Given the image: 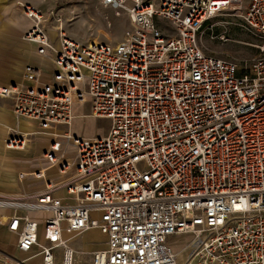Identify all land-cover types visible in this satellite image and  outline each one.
<instances>
[{
    "label": "built area",
    "instance_id": "2783aa9c",
    "mask_svg": "<svg viewBox=\"0 0 264 264\" xmlns=\"http://www.w3.org/2000/svg\"><path fill=\"white\" fill-rule=\"evenodd\" d=\"M125 3L130 28L117 43H81L60 24L58 46L41 12L19 4L31 21L22 39L52 75L27 66L0 97L49 141L42 165L17 176L33 180L26 192L0 196L5 228L29 254L7 264H264V44L241 65L199 43L217 19L264 40V0L100 2ZM74 106L107 120L106 134H75ZM27 135L10 133L4 148L23 150ZM90 231L105 248L77 252L72 241ZM177 236L190 239L171 246Z\"/></svg>",
    "mask_w": 264,
    "mask_h": 264
},
{
    "label": "crops",
    "instance_id": "0c3cea01",
    "mask_svg": "<svg viewBox=\"0 0 264 264\" xmlns=\"http://www.w3.org/2000/svg\"><path fill=\"white\" fill-rule=\"evenodd\" d=\"M27 1L38 5L42 3V0H0V85L18 82L27 66L40 68L44 78L51 79V61L39 57L35 45L22 39L29 25L22 16L18 3ZM50 33L51 36H54L52 31ZM75 110L78 114H75ZM73 111L75 117L80 118V112H84V108L74 106ZM92 120L93 130H85L80 133H75L73 130V132L90 138L106 134L107 130L94 124L96 119L93 118ZM15 131L28 135L40 132L32 121L15 119L11 112L10 101L0 97V196L13 198L21 197L26 192L27 186L33 182L31 178L18 181L16 175L30 173L42 165L40 157L49 141V136L44 134L45 137L41 144L33 151H30V149L34 139H29L26 148L23 150H7L3 145L4 139ZM10 213L8 209L0 208V264H7L14 259H25L29 256L27 253L17 251L14 235L10 234L5 228ZM90 232L97 235L99 241H84L81 243V239H84V236ZM90 232L72 241V247L77 252L89 253L105 248L104 236L97 231ZM183 240L181 239L180 242ZM176 243L174 239L169 241L170 245ZM30 264H41L40 259L35 258Z\"/></svg>",
    "mask_w": 264,
    "mask_h": 264
},
{
    "label": "rangeland",
    "instance_id": "374dc122",
    "mask_svg": "<svg viewBox=\"0 0 264 264\" xmlns=\"http://www.w3.org/2000/svg\"><path fill=\"white\" fill-rule=\"evenodd\" d=\"M100 2L101 0H42V3L39 5L29 1L22 3L25 6H33L41 12L44 29H46L45 31L54 46H58V30H55V27L60 24L62 28L61 30L66 36L81 43H92V41H94L115 44L121 40L124 31L130 28V20L126 12V8L129 7L130 4L125 3L122 8L115 10L109 7H102ZM49 11L54 15H50ZM21 14L30 26L31 21L23 15L22 11ZM57 18L61 20L60 23L56 22ZM226 20L232 24L230 23V25H226L225 23H221L225 22L224 20L217 19L212 20L208 25L204 26L200 32V46L206 54L221 59L232 60L242 65L257 55V46L264 44V40L252 36L236 26V20ZM158 22L164 26L162 27L164 32H170L168 27H165L166 22L161 20ZM211 23L212 25L209 26ZM50 31L53 32L54 36H51ZM223 31H226L225 35L227 40L225 42H221L215 38L217 34ZM37 55L46 60V58L41 55ZM75 114H78L76 110ZM80 115V118L74 120V132L80 133L85 130H93V118L88 116L87 109H84V112H80ZM94 124L103 127L105 130L108 129L107 120L96 119ZM44 134H47V131L27 135L26 140L28 142L29 139H34L30 151L39 147L45 137ZM17 176L18 175H16V179ZM181 239L184 240L180 242ZM189 239V236H177L174 239L177 243L171 246H180ZM81 240V243L84 241H99L98 236L93 232H90Z\"/></svg>",
    "mask_w": 264,
    "mask_h": 264
},
{
    "label": "bare ground",
    "instance_id": "6f19581e",
    "mask_svg": "<svg viewBox=\"0 0 264 264\" xmlns=\"http://www.w3.org/2000/svg\"><path fill=\"white\" fill-rule=\"evenodd\" d=\"M60 26L57 25V27H55V30L58 29Z\"/></svg>",
    "mask_w": 264,
    "mask_h": 264
}]
</instances>
